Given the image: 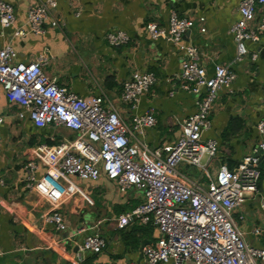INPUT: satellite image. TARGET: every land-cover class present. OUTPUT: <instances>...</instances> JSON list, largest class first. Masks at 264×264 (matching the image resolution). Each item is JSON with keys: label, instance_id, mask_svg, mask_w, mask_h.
Listing matches in <instances>:
<instances>
[{"label": "crops", "instance_id": "obj_1", "mask_svg": "<svg viewBox=\"0 0 264 264\" xmlns=\"http://www.w3.org/2000/svg\"><path fill=\"white\" fill-rule=\"evenodd\" d=\"M5 1L14 6L16 19L11 27L0 25V48L12 44L17 62H30L38 54H48L51 61L44 68L51 76L81 96L106 93L129 128L136 115L154 112L156 124L147 128L144 135L127 132L150 150L175 144L184 119L196 111L197 105L196 96L182 87L180 79L184 52L166 39L152 38L147 24L154 21L167 27L172 10L180 17L195 19L197 24L204 17L206 31L196 26L184 40L198 47L209 75L217 65L231 64L236 56V42L230 29L240 16L241 0H57V14L65 30L49 26L44 35L30 33L27 14L34 0ZM263 13L264 5L259 8V15ZM120 29L128 32L130 42L109 45L105 34ZM20 30L26 34L17 35ZM248 47L249 54L233 64L237 77L230 89L219 92L211 126L203 134L204 139L218 143L209 175L196 168L200 174L195 176L189 174V167L180 168L203 187L208 186L210 174L214 175L221 165L237 167L263 140L258 124L264 120V45L250 43ZM254 52L258 54L256 58ZM135 71H151L157 81L132 108L120 95L122 83ZM0 110L6 114L0 145V248L4 252L0 264L142 261L144 249L158 239L156 227L131 223L119 228L115 221L119 214L143 202L142 193L136 188L122 193L104 174L97 180L73 177L76 186L93 201L89 203L80 195L68 199L61 209L68 226L58 231L54 224L42 220L51 205L28 187L24 166L33 158V147L58 144L64 138H73L75 132L53 125L39 128L29 119H18V109L8 101L1 86ZM260 169L258 190L249 194L243 206L234 212L246 241L255 247L264 246V154ZM81 227L85 230L78 233ZM94 233L107 239L106 247L99 253L86 252L84 260L78 262V248L87 235Z\"/></svg>", "mask_w": 264, "mask_h": 264}, {"label": "built area", "instance_id": "obj_2", "mask_svg": "<svg viewBox=\"0 0 264 264\" xmlns=\"http://www.w3.org/2000/svg\"><path fill=\"white\" fill-rule=\"evenodd\" d=\"M262 5L264 0L240 1V16L230 29L236 42V56L231 64L217 65L211 75L198 47L184 40L196 26L206 31L204 17L197 24L195 19L180 17L172 10L167 27L154 21L147 24L152 38L166 39L184 52L180 79L182 87L196 96L197 105L196 111L184 119L175 144L153 150L139 144L127 132L144 135L147 128L156 124L154 112L136 115L129 128L106 93L81 96L51 76L44 68L51 61L48 54H38L30 62H17L12 44L1 47L0 86L18 109L17 118L29 119L39 128L53 125L75 132L73 138H64L58 144L33 147V158L24 166L28 187L51 205L42 220L54 224L58 231L66 230L63 204L74 195L89 203L93 201L76 186L73 177L97 180L104 174L117 184L120 192L126 194L136 188L144 197L141 204L119 214L116 225L124 228L131 223L151 224L159 232L156 243L144 249L143 260L130 264L264 262V246L250 245L233 217L248 195L258 190L264 136L237 167L223 164L214 175L210 174L206 187L180 170L182 166L193 167L209 175V167L218 154V143L204 139L203 134L211 126V113L219 92L230 89L237 77L233 64L249 54L250 43L264 45V13L259 15ZM57 13V0H34L27 14L30 33L44 35L49 26L63 32L65 24ZM15 19L14 6L0 0L2 28L13 26ZM25 34L23 30L17 33ZM104 38L111 46L126 45L131 39L122 29L110 31ZM257 56L254 52L253 58ZM156 81L151 71L133 72L122 83L121 100L136 108ZM5 122L6 114L0 110V145ZM258 129L264 135V120L259 122ZM261 206L264 209V198ZM84 230L81 227L77 232ZM106 245L107 239L100 233L87 235L76 252L78 262L84 260L86 252L99 253ZM3 254L0 248V256Z\"/></svg>", "mask_w": 264, "mask_h": 264}, {"label": "rangeland", "instance_id": "obj_3", "mask_svg": "<svg viewBox=\"0 0 264 264\" xmlns=\"http://www.w3.org/2000/svg\"><path fill=\"white\" fill-rule=\"evenodd\" d=\"M188 171H189V174H193V175H195V176H198V175L200 174V173L198 172V170H197L196 168H193V167H189ZM233 217H234L235 221H236L237 224H238V221H237V217H238V216H237L236 214H234Z\"/></svg>", "mask_w": 264, "mask_h": 264}, {"label": "water", "instance_id": "obj_4", "mask_svg": "<svg viewBox=\"0 0 264 264\" xmlns=\"http://www.w3.org/2000/svg\"><path fill=\"white\" fill-rule=\"evenodd\" d=\"M144 247H145V244H143L142 248H144Z\"/></svg>", "mask_w": 264, "mask_h": 264}]
</instances>
